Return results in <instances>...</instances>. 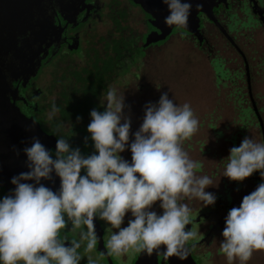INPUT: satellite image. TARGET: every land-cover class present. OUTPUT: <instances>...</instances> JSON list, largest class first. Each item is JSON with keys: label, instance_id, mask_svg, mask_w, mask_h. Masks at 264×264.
Segmentation results:
<instances>
[{"label": "flooded vegetation", "instance_id": "flooded-vegetation-1", "mask_svg": "<svg viewBox=\"0 0 264 264\" xmlns=\"http://www.w3.org/2000/svg\"><path fill=\"white\" fill-rule=\"evenodd\" d=\"M65 2L63 6L56 0L47 3L49 24L42 40L33 47V66L28 72L7 77L11 85L9 100L46 134L56 139L63 136L72 148L78 147L82 155L88 156L96 151L87 131L90 112L105 110L106 102L102 105L101 98L108 86L123 92L125 105L130 102L138 107L137 112L144 113L146 104L159 101L157 97L164 85L165 73L162 74L158 59L162 52L173 51L175 44L181 45L186 54L198 58L214 87L215 107L199 126L210 129L213 137L229 144L218 163L221 185L215 193V204L203 206L199 200L189 201L190 224L185 230L197 235L186 247L194 264H229L219 245L224 239L225 217L231 208L241 204L233 200L232 192L254 191L264 183L258 171L242 182L222 176L226 163L223 160L233 146H240L245 137L264 142V0H214L211 11L198 12V26L193 32L174 27L156 42L148 40L151 32H159L151 24L150 15L132 0ZM130 90L136 99L128 94ZM53 103L60 110L50 120ZM228 112L231 117L225 120L224 114ZM58 123L65 127L57 131ZM221 128H232L227 139ZM188 140L183 142L186 147ZM49 150L55 159V149ZM120 155L130 163L127 153L125 157L124 152ZM81 175H86L85 170H81ZM14 189L10 181L0 177V199ZM157 207V211L150 210L162 215L160 203ZM97 219L108 253L106 243L118 229L98 216ZM130 219L134 217L128 212L121 227H127ZM72 227L69 221L60 230L59 238L67 239L65 246H70L72 240L80 241V232L87 230L84 225L75 230ZM86 245L87 241H83L77 249L82 257L79 264H88L89 258L94 264H108L97 244L90 251ZM137 254L129 250L122 255H108L113 264H133ZM171 260L157 255L152 264H171ZM246 264H264V251H255Z\"/></svg>", "mask_w": 264, "mask_h": 264}, {"label": "clouds", "instance_id": "clouds-1", "mask_svg": "<svg viewBox=\"0 0 264 264\" xmlns=\"http://www.w3.org/2000/svg\"><path fill=\"white\" fill-rule=\"evenodd\" d=\"M162 3L169 13L166 25L187 27L190 2ZM104 102L103 112H90L87 131L96 150L93 154L82 155L63 136L57 139L55 159L37 136L23 149L29 171L14 176V191L0 199V264H79L82 257L77 249L82 242L87 241L89 251L97 244V216L118 229L106 243L109 255L134 250L149 256L157 251L165 260L188 257L187 242L197 235L185 230L190 224L189 201L195 199L209 206L217 199L205 191L216 186L217 180L201 174V162L193 160L183 146L199 130L198 118L190 104L174 103L162 93L157 103L145 105L143 122L130 144L129 163L120 155L129 147L131 128L130 117L124 114L125 96L108 86L102 94L101 104ZM59 110L53 103L48 118L51 120ZM56 127L59 131L65 125L58 123ZM229 151L222 176L242 182L258 171L264 180V142L245 137L240 146ZM82 169L86 175H81ZM53 172L60 178L58 192L41 183L54 180ZM157 201L162 215L150 210ZM128 212L134 219L121 227ZM69 221L72 230L82 225L87 230L80 232V241L72 240L65 246L67 239L62 241L59 234ZM222 236L219 246L229 264L236 260L246 264L255 251H264V183L245 195L239 207L229 210ZM162 245L165 251L161 254L158 250ZM88 264L94 261L89 258Z\"/></svg>", "mask_w": 264, "mask_h": 264}, {"label": "water", "instance_id": "water-1", "mask_svg": "<svg viewBox=\"0 0 264 264\" xmlns=\"http://www.w3.org/2000/svg\"><path fill=\"white\" fill-rule=\"evenodd\" d=\"M132 1L150 15L151 24L159 31H153L148 35L150 42L163 40L174 27L193 32L198 26V12L211 11L214 4V0H187L192 4L191 13L187 27H180L168 26L164 23L169 13L162 0ZM49 2L51 0H0V177L10 182L14 176L29 171L26 166L27 156L23 149L31 146L33 136L39 137L47 149L56 148L57 139L46 134L33 118L24 116L9 100L11 85L7 79L17 72H28L33 66V47L42 40V35L48 28L46 9ZM56 2L59 6L66 4L65 0H56ZM33 122H35L34 127ZM52 176L54 180H41V183L58 192L60 178L54 172ZM26 183L34 184L35 181H26ZM94 225L98 237L97 248L104 255L107 263L113 264L103 245L102 228L97 217L94 218ZM163 250L165 247L161 246L158 251L161 253ZM157 255V251L151 256L138 252L133 264H152ZM171 258V264H194L190 255L183 260L176 256Z\"/></svg>", "mask_w": 264, "mask_h": 264}, {"label": "rangeland", "instance_id": "rangeland-1", "mask_svg": "<svg viewBox=\"0 0 264 264\" xmlns=\"http://www.w3.org/2000/svg\"><path fill=\"white\" fill-rule=\"evenodd\" d=\"M181 45L175 44L173 51L162 52L159 60V65L162 74L164 75L163 88L160 91V98L162 93H167L169 99H172L177 104H190L194 111V114L199 120V123L204 119L215 107L216 97L213 93V83L211 77L206 75V69H203L202 65L198 63V58L195 59L192 54H186ZM128 94L137 98L135 93L130 90ZM136 111H134L135 109ZM138 108V107H137ZM137 108L132 103L128 104L124 108V114L130 117V139L129 150L124 151V157L126 153L129 155L130 163L132 162V153L130 151V144L134 140V133L139 129L143 122V114L145 112H137ZM142 116V118L140 117ZM231 117L230 112L224 114V119ZM123 123V121H122ZM223 130V137H227L232 132V128H221ZM188 147L183 143L185 150L190 154L193 160L199 161L202 164L201 169L198 171L201 174H207L213 176L217 182L216 186L206 188V192L215 194L221 185V179L217 174L219 159L222 158L229 147L227 142H224L222 138L216 139L212 135V131L206 127L199 126V130L188 141ZM126 152V153H125ZM221 172V171H220ZM253 191H233V200L241 203L245 195L250 194ZM157 201L151 208L157 211Z\"/></svg>", "mask_w": 264, "mask_h": 264}]
</instances>
